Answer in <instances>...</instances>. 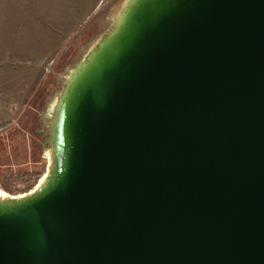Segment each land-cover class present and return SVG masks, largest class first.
<instances>
[{
  "label": "water",
  "instance_id": "water-1",
  "mask_svg": "<svg viewBox=\"0 0 264 264\" xmlns=\"http://www.w3.org/2000/svg\"><path fill=\"white\" fill-rule=\"evenodd\" d=\"M46 100L43 175L0 193V264H264V0H120Z\"/></svg>",
  "mask_w": 264,
  "mask_h": 264
},
{
  "label": "crops",
  "instance_id": "crops-1",
  "mask_svg": "<svg viewBox=\"0 0 264 264\" xmlns=\"http://www.w3.org/2000/svg\"><path fill=\"white\" fill-rule=\"evenodd\" d=\"M102 5V0H0V87L20 79L21 92H46L54 61L72 38L100 25L95 16Z\"/></svg>",
  "mask_w": 264,
  "mask_h": 264
},
{
  "label": "rangeland",
  "instance_id": "rangeland-1",
  "mask_svg": "<svg viewBox=\"0 0 264 264\" xmlns=\"http://www.w3.org/2000/svg\"><path fill=\"white\" fill-rule=\"evenodd\" d=\"M119 1L120 0H102L104 6L102 5L103 7L100 9V14L102 13L106 16L109 13V11L106 12V9L110 7V4ZM88 18L90 19V17ZM95 18L98 17L95 16ZM89 19L87 20V22L90 21ZM101 21L102 22H100V25H97V27L101 29V31L92 37L93 40L99 34H101L107 27V24L104 23V20ZM84 35L85 33H81L78 36L72 38L70 44L64 48V52L56 58L53 64L54 70H51V72H54V76H57L58 78L60 74L65 73L70 68H73L76 63H78V61L81 59L85 51H87V48L90 45L92 39H89L88 34L87 36ZM19 81L21 80L17 79L15 82H10L7 89H5V86L0 87V149L1 147L8 145L7 156H2V153L0 152V174L2 183L8 191V193H6L9 195H19L31 190L37 184V182L45 171L46 160L44 159L45 163L44 166L41 168L43 169L42 171L40 169V171L38 170L37 173H28L29 171L27 169V164L21 158L22 156H20L22 151L20 143L18 141L16 129L19 126L23 127L24 129H29L30 127H33L34 132L36 131V133L43 135L44 127L40 116L46 105V100L48 98L50 99L55 92L59 91L61 86V81H58V90H56L53 94H48V92H44L39 95V100L36 101L34 100V98L38 94H29L30 92H21L19 90V88L21 87V85H19L18 83ZM33 85L34 81L31 83V86L29 88L32 89L34 87ZM45 89H49V86L47 85ZM30 96L31 98H29ZM32 104L34 105L31 106ZM39 104L40 110L38 111L40 114L38 115V117H36V114L29 115L31 113V110H35L37 106H39ZM16 153H19L20 159L16 158ZM4 167L7 168L6 170L13 168V170H16L20 173L10 174L4 169ZM0 192H3L2 189H0Z\"/></svg>",
  "mask_w": 264,
  "mask_h": 264
},
{
  "label": "trees",
  "instance_id": "trees-1",
  "mask_svg": "<svg viewBox=\"0 0 264 264\" xmlns=\"http://www.w3.org/2000/svg\"><path fill=\"white\" fill-rule=\"evenodd\" d=\"M98 24L99 23H97L94 27H92V29L87 30L85 35L87 36V34H88L90 40L92 39L93 36H95L98 32L101 31V29H99L97 27ZM93 30H94V32H93ZM60 63H62V62H60ZM47 85L49 86V89H47V91H46V92H48V94H50V93L53 94L56 90H58L59 87H57L58 86L57 76H54V75L50 76V79L47 82L46 86ZM42 93H44V92L38 93V95L35 97L36 99L34 98V100L38 101L39 95ZM34 104H35V101H34ZM34 104H32L31 106H33ZM38 110H40V104H39V106H37V108L35 110H31V113L29 115H31V114L35 115L36 114V117H38V115L40 114ZM16 130H17L18 141L20 143V147H21V151H22L20 156H22L21 158L27 164V169L29 171L28 173H37V171L38 170L40 171V169L44 166V163H45L44 158L42 156V149H43V144L45 142V135L44 134L43 135L38 134V133H36V131L34 132L33 127H30L29 129H24L23 127L19 126ZM36 134H38V135H36ZM7 146L1 147L0 152L2 153V156H7V150H8ZM5 147H6V149H5ZM15 156L17 159H20L19 153L18 154L16 153ZM4 169L6 170L7 168L4 167ZM42 170L43 169H41V171ZM6 171L10 174L20 173L16 170H13V168L12 169L10 168L9 170H6ZM0 172H1V170H0ZM0 185H1L2 189L8 193L4 184L2 183L1 174H0Z\"/></svg>",
  "mask_w": 264,
  "mask_h": 264
},
{
  "label": "bare ground",
  "instance_id": "bare-ground-1",
  "mask_svg": "<svg viewBox=\"0 0 264 264\" xmlns=\"http://www.w3.org/2000/svg\"><path fill=\"white\" fill-rule=\"evenodd\" d=\"M3 191V190H2ZM0 193H3V192H0Z\"/></svg>",
  "mask_w": 264,
  "mask_h": 264
}]
</instances>
